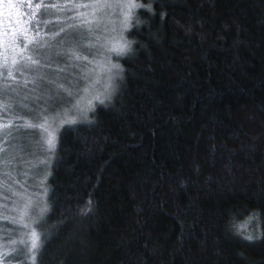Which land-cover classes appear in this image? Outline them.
<instances>
[{"label": "trees", "instance_id": "1", "mask_svg": "<svg viewBox=\"0 0 264 264\" xmlns=\"http://www.w3.org/2000/svg\"><path fill=\"white\" fill-rule=\"evenodd\" d=\"M136 1L111 99L59 131L34 264H264V0Z\"/></svg>", "mask_w": 264, "mask_h": 264}, {"label": "rangeland", "instance_id": "2", "mask_svg": "<svg viewBox=\"0 0 264 264\" xmlns=\"http://www.w3.org/2000/svg\"><path fill=\"white\" fill-rule=\"evenodd\" d=\"M18 2L23 4L22 0ZM70 2L63 10L49 9L40 13L39 31L32 24L34 43L28 45L24 54L17 56L13 78L7 77L6 69L0 64V223H10L7 228L0 226V264H10L2 255L13 252L6 251L7 247L24 249V245L19 243V225L5 218L16 216L13 204L17 197L13 192L26 191L38 203V193H42V189L46 187L47 178L43 177L45 173L47 176L49 174L47 169L54 149L50 152L47 150V145L41 139L40 129L33 125L38 124L45 116L48 117V123L53 125L58 124L60 119L67 120L70 117L75 122L86 114V108L100 102L94 97L97 93L101 96L104 94L108 73L101 70L95 61L103 60L107 63L109 53L94 43L95 36L100 35L103 39L104 36L113 34L104 31L105 25L108 29L116 27L119 30L123 13L127 10L112 8L109 10L111 15L106 19L94 20L92 16L87 17L93 20L91 26L94 30L90 33L87 30L89 25L80 23L85 17L77 15L80 12H90V9L73 8L71 5L92 3V0ZM114 2L127 3L129 0ZM24 10L33 11L26 4ZM133 10L134 8L130 10L128 23ZM34 19H38V15ZM68 25L75 27L69 28ZM97 27L100 32L95 31ZM61 28L64 31H60ZM126 29L123 30L125 38ZM89 41H93L90 48L87 46ZM74 44L79 45L80 54L88 56L91 63L71 58L69 49ZM86 48L94 54H84L83 50ZM95 52L100 54L96 55ZM110 55L111 61L116 63V55ZM26 56H31L32 59L27 60L24 58ZM84 62L91 67L85 68ZM85 88L88 91H84ZM62 126L59 127L58 135ZM10 240H17V243L9 245L7 242Z\"/></svg>", "mask_w": 264, "mask_h": 264}, {"label": "snow or ice", "instance_id": "3", "mask_svg": "<svg viewBox=\"0 0 264 264\" xmlns=\"http://www.w3.org/2000/svg\"><path fill=\"white\" fill-rule=\"evenodd\" d=\"M24 4L27 5L28 9L33 11H25ZM66 6L67 0L65 4H44L39 2V0L35 3L34 0H24V3L22 4L18 2V0H0V64L6 69L7 77L13 78V66L17 63V56L24 54L28 49V45L34 43L35 37L32 34V21L37 15H39V12L35 10L51 8L60 11ZM71 7L90 9V12L77 13L78 16L85 17L80 23L82 25H89L87 30L90 33L94 30L91 26L93 20H89L87 17L92 16L94 20L106 19L111 15L109 10L112 8L127 9L123 13V19L120 22L119 30H117L116 27L108 29L105 25L104 31H110L113 34L110 36H104L103 39H101L100 35L95 36L94 43H96L99 48L109 53L107 63L103 60L95 61L101 70L108 73L104 85V94L101 96V94L97 93L94 97L95 99H99L100 103L103 104L105 100L111 99V96L115 91V79L121 77L123 73L122 65L119 63H113L110 54H115L117 57H120L126 55L132 50V41L124 37L123 30L130 27V24L128 23L130 10L136 7H144V5H140L136 0H129L127 3H116L114 0H92V3L73 4ZM97 13L100 15L96 16ZM68 27L74 28L75 26L68 25ZM37 31H39L38 25ZM60 31H64V28H61ZM95 31L100 32V29L97 27ZM78 34L83 38L82 34ZM92 44L93 41H89L87 46L90 48L92 47ZM69 51L72 54V59L89 61L88 56L80 54L78 44H74ZM24 58L27 60L32 59L31 56H26ZM32 62L37 63V61ZM89 62L91 63L92 61ZM113 69L116 71H113ZM84 91H88V89L85 88ZM70 94L71 93L69 92V95ZM89 105L91 106V100H89ZM73 121L74 118L70 117L67 120L60 119L58 124L53 125L48 123V117L45 116L38 124L33 126L40 129L41 139L47 145V150L50 152L55 147L59 127L65 123ZM46 178L47 173H45L43 179ZM17 183L19 182L17 181ZM46 193L47 189L44 188L43 195L46 196ZM13 195L17 197L16 202L13 204L16 216L5 218L11 219L13 223L19 225V243L24 245L28 258L31 259L34 264L37 252L42 243L41 234L37 230V224L47 213L49 205L47 200L35 203L33 197L27 194L26 191H14ZM247 239L251 240L253 237L249 235L247 236ZM7 243L9 245H15L17 240H10ZM15 250L14 247L6 248V251L8 252Z\"/></svg>", "mask_w": 264, "mask_h": 264}]
</instances>
